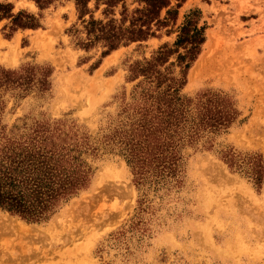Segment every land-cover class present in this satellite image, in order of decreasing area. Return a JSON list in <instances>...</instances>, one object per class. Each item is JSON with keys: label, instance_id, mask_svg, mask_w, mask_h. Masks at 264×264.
Here are the masks:
<instances>
[{"label": "rangeland", "instance_id": "374dc122", "mask_svg": "<svg viewBox=\"0 0 264 264\" xmlns=\"http://www.w3.org/2000/svg\"><path fill=\"white\" fill-rule=\"evenodd\" d=\"M134 1L127 0L130 9ZM0 2L14 13L35 11L27 0ZM46 9L32 14L39 30L15 40L16 31L4 36L10 20L0 22V126L19 136L48 124L85 139L96 149L83 155L94 174L45 222L0 211V264H264V182L256 187L219 156L232 148L264 160V0H186L179 9L172 31L190 10L206 26L181 94L226 95L238 117L211 150L186 148L180 183L157 189L134 184L110 138L129 129L141 92L153 89L142 77L132 80L130 66L171 47L176 33L103 56L101 45H78L85 36L71 29L82 30L72 1Z\"/></svg>", "mask_w": 264, "mask_h": 264}, {"label": "trees", "instance_id": "16d2710c", "mask_svg": "<svg viewBox=\"0 0 264 264\" xmlns=\"http://www.w3.org/2000/svg\"><path fill=\"white\" fill-rule=\"evenodd\" d=\"M39 10L59 0H32ZM72 1L84 34L78 45L88 50L96 45L106 56L120 47L176 33L172 46L162 45L150 60L130 66L131 79L142 77L153 89H144L132 109L129 129L115 131L110 140L124 158L137 187L155 189L179 184L183 151L199 146L211 150L214 138L233 125L238 112L226 95L203 93L194 100L181 94L187 73L206 42V26L200 12L188 11L173 30L178 11L186 0ZM99 12L100 17L95 14ZM10 20L11 38L18 29L40 28L39 19L25 11L13 12L11 3L0 2V22ZM175 60L170 62L171 57ZM168 64V66L166 65ZM178 67V74L173 68ZM195 100H197L195 102ZM13 126L9 131L17 130ZM0 126V211L28 223H41L58 213L85 191L94 170L83 155L94 153L85 139L74 138L48 124L32 126L27 133L12 136ZM220 159L234 173L244 175L256 187L264 182V160L259 154H241L232 148L219 151Z\"/></svg>", "mask_w": 264, "mask_h": 264}, {"label": "crops", "instance_id": "0c3cea01", "mask_svg": "<svg viewBox=\"0 0 264 264\" xmlns=\"http://www.w3.org/2000/svg\"><path fill=\"white\" fill-rule=\"evenodd\" d=\"M28 1V4L30 5V6H32V8H33V10H35V11H32V9H28L29 10V12L31 13V14H34V12H41L42 14L45 12V10H47V9H45V10H39L38 8H37V6L35 5V3L34 2H32V1H29V0H27ZM39 29H36V30H32V29H19V30H17L16 32H15V35L12 37V40H15L16 38H17V36H19V37H24L25 36V34L27 33V32H36V31H38Z\"/></svg>", "mask_w": 264, "mask_h": 264}]
</instances>
